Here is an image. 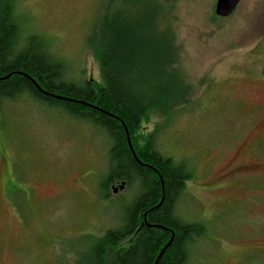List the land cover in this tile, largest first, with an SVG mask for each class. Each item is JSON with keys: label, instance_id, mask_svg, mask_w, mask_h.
<instances>
[{"label": "rangeland", "instance_id": "rangeland-1", "mask_svg": "<svg viewBox=\"0 0 264 264\" xmlns=\"http://www.w3.org/2000/svg\"><path fill=\"white\" fill-rule=\"evenodd\" d=\"M156 1V28L171 39L188 88L154 146L194 174L173 208L205 228L188 246L189 260L264 264V0H240L226 17L214 13L216 0ZM109 2L0 0V7L12 4L22 49L46 51L61 61L62 80L81 86L102 82L88 38ZM1 110L0 264H91L94 238L122 227L140 189L113 182L105 196L108 141L100 128L27 92ZM164 119L149 112L133 144L143 145Z\"/></svg>", "mask_w": 264, "mask_h": 264}, {"label": "trees", "instance_id": "trees-1", "mask_svg": "<svg viewBox=\"0 0 264 264\" xmlns=\"http://www.w3.org/2000/svg\"><path fill=\"white\" fill-rule=\"evenodd\" d=\"M115 1L110 0L98 31H93L88 38L102 82L86 80L81 81V86L75 81L62 80L61 61L53 59L46 51L37 52L29 44L22 49L20 26L9 17L12 4L0 7V77L10 73L7 79L0 80V112L3 102L26 92L43 103L61 106L72 117L100 128L108 141L109 170L102 184L105 196L108 197L105 187L113 182L123 181L126 187L136 184L140 189L125 220L121 221L122 227L94 238L95 242L88 248L92 254L91 264H105L103 252L112 244L108 264H153L170 238V229L174 231V239L157 264H193L189 260L188 246L204 236L205 228L201 223L180 220L173 208L184 184L194 174L188 162L175 163L154 146L157 131L166 127L176 109L186 102L188 88L174 67L171 39L156 28L159 3L156 0H121L116 4ZM18 47L20 51H16ZM8 59L12 60L7 63ZM19 71L32 77L42 89L85 100L117 118L83 103L43 95L24 75L15 73ZM152 111L164 116V123L145 135L143 145H134L133 133L139 131L142 120ZM120 120L128 129L137 157L162 175L163 201L155 209L150 210L160 202V178L151 168L134 160ZM144 212H147L148 224L163 225L169 230L145 225ZM126 236L130 238L129 244L119 246V241Z\"/></svg>", "mask_w": 264, "mask_h": 264}, {"label": "water", "instance_id": "water-1", "mask_svg": "<svg viewBox=\"0 0 264 264\" xmlns=\"http://www.w3.org/2000/svg\"><path fill=\"white\" fill-rule=\"evenodd\" d=\"M240 2V0H216L215 2V6H214V13H216V15H218L219 17H226L227 15L233 13L234 9L237 7L238 3ZM17 74H22L24 75L30 82H32L34 84V86L36 87V89L43 95H47V96H50L52 98H55V99H61V100H64V101H72V102H76V103H80V104H86L90 107H95L97 108L99 111H101L102 113L104 114H108L110 116H113L114 118H117L116 115H113L112 113L108 112V111H105L103 109H101L100 107L96 106V105H92V104H89L88 102H86L85 100H78V99H75V98H72V97H67V96H63V95H60V94H55V93H52V92H49L45 89H42L40 87V85L32 78L30 77L28 74L24 73V72H15ZM10 76V73L7 74L6 76H2L0 77V80L2 79H7V77ZM121 124H122V127H124V130H125V138L127 140V145H128V149H129V152H131L132 154V157L134 158V160L140 164L141 166L143 167H149L151 168L155 173L156 175L159 176L160 178V187H161V196H160V202L157 203L156 205H154L153 207L150 208L151 209H155L157 207L160 206L161 202L163 201L162 198H163V194H164V187H163V178H162V175H160V173L149 163H143L138 157H137V154L136 152H134V149H133V146H132V143H131V139L129 138V132H128V129L127 127L125 126L124 122L122 120H120ZM123 182V181H122ZM121 182V183H122ZM124 183V182H123ZM146 216H147V212H144L143 214V222L145 223V225H147L148 227H159V228H164V229H168L167 227L163 226V225H157V224H151V223H147L146 221ZM170 231V238L168 239V241L162 246L161 248V251L156 255L155 259H154V263L153 264H157L160 259V257L162 256V254L166 251V248L172 243L173 239H174V231H172L171 229L169 230Z\"/></svg>", "mask_w": 264, "mask_h": 264}, {"label": "flooded vegetation", "instance_id": "flooded-vegetation-1", "mask_svg": "<svg viewBox=\"0 0 264 264\" xmlns=\"http://www.w3.org/2000/svg\"><path fill=\"white\" fill-rule=\"evenodd\" d=\"M258 122H260V126H261V124L264 125V120H260V121L258 120ZM255 127H256V126H255ZM256 128H257V130H258V127H256ZM236 166H237V165H236ZM236 168H244V167H242V166H240V167L237 166Z\"/></svg>", "mask_w": 264, "mask_h": 264}]
</instances>
